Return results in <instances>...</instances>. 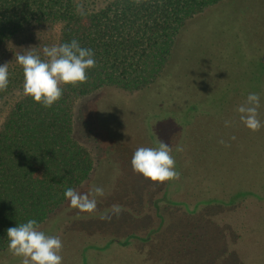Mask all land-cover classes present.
<instances>
[{
    "label": "trees",
    "instance_id": "obj_1",
    "mask_svg": "<svg viewBox=\"0 0 264 264\" xmlns=\"http://www.w3.org/2000/svg\"><path fill=\"white\" fill-rule=\"evenodd\" d=\"M221 1L224 0H0V65L8 63L9 71L7 90L0 92V258L12 257L8 250L7 229L26 223L29 219H35L40 225V230L46 234L59 236L63 242L62 252L73 242L79 244L75 252L77 255L66 250L62 256V264H90L89 256L96 259L104 253L117 256L122 250L130 248V245H135L136 248L147 246L153 242L148 241L150 235L158 232L166 221L159 218V221L143 231L144 235L140 234L143 228L130 227L126 223L134 218L141 219L143 215L152 220L156 217L154 208L159 207V202H164L182 205L188 213V217L178 219L177 233L174 234L177 241L170 246L175 255L186 259L188 252L185 245L188 246V242L184 240L188 239V228L204 227L198 225L199 222L197 225L195 221L192 222L198 221V208L202 213L212 204L225 206L249 197L254 198V195L263 197V186L261 189L258 183V188L253 185L256 193L245 185L244 188H237L229 198L225 195L217 196L218 198L209 197L200 192L196 200L188 195V190L183 185L176 186L177 183L180 184L181 178L156 186L154 182L143 177L148 182L140 184L139 188L144 190L142 195L127 199L124 198V183L130 182V179L125 174L132 169L128 168L126 160L122 161L114 154L116 149L123 147L136 150L135 142L131 141V131L123 130V124L130 125L127 114H133V110H137L135 114L142 122L143 131L150 134V138L146 140L147 147H158V117L153 114L146 118L140 105L151 107L156 85L160 81L165 82L162 76H168L169 71L175 67L172 48L186 25L202 14L206 7ZM34 28L40 31L36 32ZM72 39L79 41L82 47L94 51L97 67L88 70L86 83L63 86L61 99L50 108H45L24 95L23 69L17 63L16 55L31 50L43 59L44 46L70 42ZM242 39L244 43L241 44L245 49L241 52L236 50V54H240L239 59L234 58L231 55L232 50L225 46L223 58L229 59L228 66L226 69L222 66L220 70L216 65L226 64H215L213 69L217 77L212 78V85L222 82L220 78L222 74L227 75L230 66L237 64V68L233 69L236 71L240 69L238 66L242 65V62L258 60L259 64H264V58H261L264 50L261 52L255 45L252 47L247 39ZM261 44L264 46V42L259 45ZM245 77L246 73L243 79ZM251 80L250 78V82ZM222 85L227 86L228 92H238L240 88H245V85H238L230 79ZM146 92L151 96L149 101L145 99ZM108 95L120 98H115L117 101L113 104H106L104 109L108 110L111 106V111L122 113L104 121L106 129L103 138L96 130L95 119H90L86 114L78 116L77 111L95 107ZM177 97L185 100L182 98L185 95L180 94ZM155 101L158 104H170L164 99L158 101L156 95ZM212 101L215 102L201 105L206 112L212 113L215 110L217 101ZM183 102L184 106H189L190 111H195L200 106H196L190 99ZM156 108L154 105V109ZM177 115L180 116L175 113L171 118L178 128L180 125L183 128L182 116L178 119ZM186 117L184 116L183 120ZM188 118L191 120L190 115ZM78 120L79 126L76 128ZM199 128L194 127V140H203L208 136L207 127L203 125L201 130ZM80 136L94 140L95 147L99 148L97 164L89 176L87 167L83 168L81 165L91 162V156L78 143ZM186 144L188 151V142ZM203 146H198L197 151H192L193 153L189 152L190 158L180 156L176 149L174 150L176 170L182 173V169L188 166V171L183 172L186 188L207 187L204 169L209 171L208 159L212 158L210 162L217 164L218 159L213 148L212 156L205 158V161L202 159L199 154L204 153ZM195 155L198 156L194 158ZM101 165L106 177L102 181L103 184L99 185L104 189V195L96 197L97 211L90 214L71 207L70 201L64 196L65 190L71 187L80 193L89 192ZM180 165L183 167L181 170L178 169ZM111 168L123 171L121 180L114 177L116 171L111 174ZM136 179L137 184L140 179ZM244 180L247 179L239 180L237 185L245 183ZM154 188L156 189L152 190ZM158 190L163 193L153 194ZM175 190L183 192L181 199L170 198L169 193ZM252 201V204L256 203ZM114 204L122 206L123 211L119 216L112 215L110 220H101V214H110ZM252 204L247 205L245 209H249ZM240 210L243 212V209ZM236 216H240V211ZM92 220L101 221L96 224L95 230L83 228L80 224ZM188 220L194 224L188 225ZM202 234L200 233V238ZM99 238L101 239L98 240ZM86 239L87 244L84 241ZM104 239L107 244L97 243ZM92 241L95 243H89ZM81 244L83 246L80 248ZM92 245L97 248L95 251ZM110 246L112 253L106 252Z\"/></svg>",
    "mask_w": 264,
    "mask_h": 264
},
{
    "label": "rangeland",
    "instance_id": "obj_2",
    "mask_svg": "<svg viewBox=\"0 0 264 264\" xmlns=\"http://www.w3.org/2000/svg\"><path fill=\"white\" fill-rule=\"evenodd\" d=\"M35 31L38 32L40 30L36 29ZM242 38L247 39L252 47L255 45L259 51L262 52L264 50V46L262 44L261 46L259 45L264 42V0H224L206 7L204 12L189 22L183 32L176 38L175 45L172 48V60L175 67L169 71L168 76L166 74L162 76L165 82L160 81L156 85V92L152 94L154 100L152 99L151 107L149 105H140L146 118L153 114L158 117L156 122L157 138L162 142L168 143L172 148V155L177 146H181L184 149L182 152H177V154L190 158L189 152L193 153L197 151L198 146L204 145V153L199 154L204 161L205 158L208 159L212 156V148L216 152L217 164L210 162L212 159L210 158L208 159L207 169L209 171L207 172L204 169L207 183L205 188H186L183 172L188 171V166L183 168L180 165L178 167L179 170L183 168V171L180 173V184L177 183L176 186L183 185L188 190V195L194 197L193 199L196 198V200L198 199L196 196L200 192L209 197L218 198L217 196L224 197L225 195L229 198L237 188H244L245 185L251 187L253 192L256 193L254 188H258L260 184L261 189L263 186L262 191L264 192V127L258 132L250 131L240 121L239 114L236 111L239 105L245 103L249 93H259V119L264 122V64H259L258 60L246 61L238 66L240 69L234 71L233 69L237 68V64L233 62L235 64L234 67L230 66V69H227V75L222 74V78H220L222 82L220 84L216 82V85H212L211 82L212 78L215 79L217 77L213 69L216 63L221 64V62H224L226 64V66L223 64L221 66L216 65L220 70L222 66L225 69L228 66L229 59L223 58L225 46L230 51L232 50L231 55L234 58H240V54H236V50H239V52L244 51L245 48L241 44V42L244 43ZM261 58H264V55ZM245 73L247 77L243 79ZM250 78L252 82H250ZM227 79L236 82L238 85H245V88H240L241 90L238 92H228L227 86L222 85ZM180 94L185 95V97H182L185 100L194 101L196 106L199 104L198 109L190 111L187 104L184 106L185 103L183 101L185 100H181V97L176 98ZM155 95L158 101L164 99L165 102H170V104H158L155 101ZM166 96L168 98H165ZM145 97L149 101L151 96L146 92ZM115 98L118 99L120 97L108 95L95 107L81 108V110L77 111L78 116L86 114L90 119H95L96 130L103 138L105 137L104 131L106 129L104 121L107 118H112L113 115L119 116L122 113L120 111H111V106L108 110L104 109L106 104L109 105L116 102ZM212 100L217 101L216 108L212 113L206 112L201 105L215 102ZM135 105L139 107V105ZM154 105L157 106L156 109H154ZM136 112L137 110H133V114H127L130 125L123 124V130H129L133 135L131 141L135 142V149L142 146L147 147L148 143L146 140L150 138V134L143 131L142 122L136 116ZM175 113L180 114V116H176L178 119L182 116L181 121H184L183 128L181 125L178 128L173 118H171V115ZM183 115L187 116L185 120H183ZM188 115L191 116V120ZM225 121L230 122L229 126H225ZM203 125L208 128V136L203 140H194L192 136L194 127L199 126V130H201ZM78 126L79 120L75 127L77 128ZM232 137H235V139H232ZM78 139V143L91 156V162L88 161V163L85 162L81 165L83 168L87 167L89 176L93 167L97 164L96 156L99 148L95 147L94 140L90 138L80 136ZM220 140H224L230 146L225 147L224 144L219 143ZM187 142L188 151L186 150ZM214 142L215 146H213ZM134 152L131 148L123 147L116 149L114 154L121 158L122 161L126 160L125 163L128 164V168L132 169L131 158ZM197 156L195 155L194 158ZM90 165H92L91 168ZM102 171L103 166L101 165L93 186L99 187V185L103 184L102 181L106 176ZM115 171V168H111V174ZM122 172L116 171L114 177L121 180ZM125 176L130 179V182L124 183V198L131 199L133 196L142 195L144 190L140 189V184L148 181H145L143 176L134 172L133 169ZM132 176L134 177L131 179ZM136 178L140 179L137 184L135 182ZM241 179L247 180H244L245 183L237 185ZM253 185H255L254 188ZM162 193L158 190V192L153 194ZM169 194L171 199L179 200L182 198L183 192L175 190ZM262 196L258 198L254 195V198L249 197L244 201L225 206L212 204L206 207L207 211L201 210L202 213L200 208H198V221L192 220V222L195 221V225L199 222L198 225L204 227L188 228V239L184 240L188 242V246L185 245V250L188 252L186 259L181 255H175L171 251L170 246L177 241L174 234L177 233L178 219L183 216L188 217V213L182 205L159 202V207L154 208L156 209V217L152 219L153 221L147 215H143L141 219L134 218L132 221H128L129 223H126L130 227L139 226L143 228L140 234L144 235L143 231L148 229L149 225L155 224L163 218L166 222L160 226L158 232L151 234L148 239L149 242L152 240L153 242L147 244V246H139L137 248L135 245H132L133 247L130 245V248L122 250L117 256H109L106 253L97 259L89 256L88 261L91 259L90 264H216L218 260L217 264H264V194ZM146 197H149V195H146ZM252 200L256 203L252 204ZM250 204L252 206L249 209H245ZM240 209H243V212ZM239 211L240 216L237 217L236 214ZM193 213L191 215H195ZM212 214L214 215L211 216ZM99 223L101 221L92 220L84 221V223L81 222L80 224L83 228L95 230L96 224ZM189 224L192 225L194 223L188 220ZM200 233H203L201 238ZM84 241L86 244L88 243V239ZM106 242L107 240L104 239L97 243L101 245L107 244ZM89 243H95V241ZM82 246L83 244L80 245V248ZM78 248L79 244L73 242L61 254L64 256L66 250H68L77 255L75 252ZM92 248L95 251L96 247L94 245H92ZM106 252L112 253L111 246ZM0 264H20V258L13 255L9 259L0 258Z\"/></svg>",
    "mask_w": 264,
    "mask_h": 264
},
{
    "label": "clouds",
    "instance_id": "obj_3",
    "mask_svg": "<svg viewBox=\"0 0 264 264\" xmlns=\"http://www.w3.org/2000/svg\"><path fill=\"white\" fill-rule=\"evenodd\" d=\"M43 59L34 51L17 54L16 61L23 69V92L35 103L50 108L63 95V86H76L88 81V70L97 67L94 51L84 48L79 41L72 39L58 45L44 46ZM9 84L8 63L0 65V92L6 91ZM260 94L251 92L245 103L236 109L240 121L252 132L264 127L259 119ZM230 122L225 121V126ZM235 139V137H232ZM219 143L226 144L224 140ZM184 149L177 146L176 151ZM131 167L134 172L145 179L162 184L166 181L178 180L180 172L176 170V160L172 148L158 140V147H138L132 155ZM102 187L93 186L89 192L80 193L69 187L64 196L71 207L85 213L97 211L96 197L103 196ZM122 206L114 204L111 213L101 214V220H110L112 215L119 216ZM8 250L20 258V264H62L63 242L59 236L48 235L40 230L35 219L7 229Z\"/></svg>",
    "mask_w": 264,
    "mask_h": 264
}]
</instances>
